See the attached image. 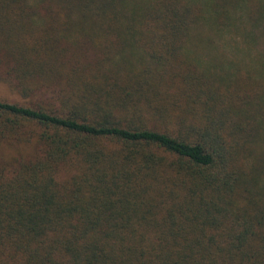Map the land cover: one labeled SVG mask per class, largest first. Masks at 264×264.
<instances>
[{
	"label": "trees",
	"instance_id": "16d2710c",
	"mask_svg": "<svg viewBox=\"0 0 264 264\" xmlns=\"http://www.w3.org/2000/svg\"><path fill=\"white\" fill-rule=\"evenodd\" d=\"M0 264H264V0H0Z\"/></svg>",
	"mask_w": 264,
	"mask_h": 264
},
{
	"label": "rangeland",
	"instance_id": "374dc122",
	"mask_svg": "<svg viewBox=\"0 0 264 264\" xmlns=\"http://www.w3.org/2000/svg\"><path fill=\"white\" fill-rule=\"evenodd\" d=\"M4 84L0 83V93H4V91H6V88H4Z\"/></svg>",
	"mask_w": 264,
	"mask_h": 264
}]
</instances>
